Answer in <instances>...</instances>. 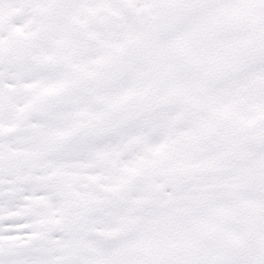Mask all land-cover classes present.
Listing matches in <instances>:
<instances>
[{"label": "snow or ice", "instance_id": "snow-or-ice-1", "mask_svg": "<svg viewBox=\"0 0 264 264\" xmlns=\"http://www.w3.org/2000/svg\"><path fill=\"white\" fill-rule=\"evenodd\" d=\"M0 264H264V0H0Z\"/></svg>", "mask_w": 264, "mask_h": 264}]
</instances>
